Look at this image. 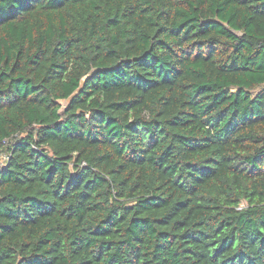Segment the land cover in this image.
<instances>
[{
    "label": "trees",
    "instance_id": "1",
    "mask_svg": "<svg viewBox=\"0 0 264 264\" xmlns=\"http://www.w3.org/2000/svg\"><path fill=\"white\" fill-rule=\"evenodd\" d=\"M0 149V264H264V0H0Z\"/></svg>",
    "mask_w": 264,
    "mask_h": 264
},
{
    "label": "built area",
    "instance_id": "2",
    "mask_svg": "<svg viewBox=\"0 0 264 264\" xmlns=\"http://www.w3.org/2000/svg\"><path fill=\"white\" fill-rule=\"evenodd\" d=\"M8 157H9L8 153L0 149V168L6 164Z\"/></svg>",
    "mask_w": 264,
    "mask_h": 264
},
{
    "label": "rangeland",
    "instance_id": "3",
    "mask_svg": "<svg viewBox=\"0 0 264 264\" xmlns=\"http://www.w3.org/2000/svg\"><path fill=\"white\" fill-rule=\"evenodd\" d=\"M63 103H64V104H67V102H66V101H64Z\"/></svg>",
    "mask_w": 264,
    "mask_h": 264
}]
</instances>
